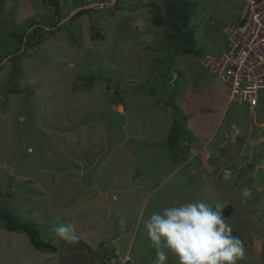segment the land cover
Segmentation results:
<instances>
[{"label":"rangeland","instance_id":"374dc122","mask_svg":"<svg viewBox=\"0 0 264 264\" xmlns=\"http://www.w3.org/2000/svg\"><path fill=\"white\" fill-rule=\"evenodd\" d=\"M60 1L63 17L101 6L50 33L59 23L48 1L0 0V211L56 250L40 253L0 222V264H155L144 221L192 201L222 214L231 206L225 219L244 246L237 264H264V104L225 114L221 83L199 62L220 56L243 0H183L201 55L174 59L163 31L170 0ZM92 23L102 41L91 39ZM172 88L176 110L163 102ZM175 118L182 161L166 145ZM66 222L77 242L54 239ZM166 264L178 261L169 254Z\"/></svg>","mask_w":264,"mask_h":264},{"label":"clouds","instance_id":"9594fccd","mask_svg":"<svg viewBox=\"0 0 264 264\" xmlns=\"http://www.w3.org/2000/svg\"><path fill=\"white\" fill-rule=\"evenodd\" d=\"M224 178H231L228 170L224 171ZM242 196L250 197L251 190L243 188ZM143 226L156 249L155 264H166L169 254L178 264H237L244 256L243 243L232 234L222 209H214L203 201L164 207L153 212ZM51 232L57 242L78 240L72 223H58Z\"/></svg>","mask_w":264,"mask_h":264},{"label":"trees","instance_id":"16d2710c","mask_svg":"<svg viewBox=\"0 0 264 264\" xmlns=\"http://www.w3.org/2000/svg\"><path fill=\"white\" fill-rule=\"evenodd\" d=\"M46 1H48V4L53 7V15L55 16L57 22L59 23L57 26H55V28L53 29L50 28L48 30L50 33L52 32V30L58 29L59 26H61L64 22H67L69 19H74L80 14L90 9V7L88 6L75 8L74 11H72L69 15L63 17V14L61 13L60 0H46ZM177 1L178 0H174V1L170 0V2H168L167 5L163 6L164 7L163 28L166 34V38L170 42L169 49H165V51L167 54L171 55L170 57L173 59L175 57H180V56H195V58H198L201 55V52L196 49L194 32L189 26L190 15L193 11V6L188 1H183V0L182 2H177ZM109 4L111 5L110 1ZM115 4H116V0L114 6ZM91 8L95 9L96 7H91ZM236 22L237 21L235 20L234 24H236ZM32 26L40 27L39 29L42 28L38 24L36 25L34 24ZM97 26L98 25L96 23L94 24L92 23L89 27L90 32L92 33L91 39L95 41L97 40L102 41L103 37L101 35V32L95 31L96 29H98ZM34 32L37 33L36 30H34ZM34 40L35 43L39 42L35 38ZM170 81H172V79ZM176 91H177L176 88H172L167 98L163 100L164 104L167 107H171L174 110H176L174 105V97L176 95ZM159 102L160 101H157V103ZM180 127H182V125H180V122L177 121L175 118L170 128L166 141L168 154L171 156L170 158L173 159V161H176L175 159H177L178 161L179 160L182 161L183 158L186 156L184 153H182V151L180 150L178 151L177 149L179 140L181 138H185V132L180 130L179 129ZM223 209H224L223 215L224 217H227L231 212V206H226ZM0 222L2 223V227L8 232H18L25 234L26 237H28L31 246L36 251L47 254H52L56 251L55 248H53L49 243L39 239V235L41 231L39 228L33 226L32 224L25 223L24 221L20 220L15 215H13L11 212H8L6 210L0 211Z\"/></svg>","mask_w":264,"mask_h":264},{"label":"built area","instance_id":"2783aa9c","mask_svg":"<svg viewBox=\"0 0 264 264\" xmlns=\"http://www.w3.org/2000/svg\"><path fill=\"white\" fill-rule=\"evenodd\" d=\"M248 2L250 6H246L250 8L252 15L248 17L243 27L227 32L228 41L226 42L232 51L217 57V65L222 64V66L215 67L209 73L218 78L223 89L228 93L227 107L233 104L245 105L251 110L259 103L258 94L233 95L230 91L231 89H243L245 85L264 88L262 77L252 70L245 71L238 67L242 63L253 64L255 60H264V8L259 6L255 0H248ZM255 8H258L259 15L254 13ZM212 62L213 60H209L207 63ZM207 63L204 62L205 65ZM228 64L237 68V76L230 71ZM255 66L252 67L255 68Z\"/></svg>","mask_w":264,"mask_h":264},{"label":"bare ground","instance_id":"6f19581e","mask_svg":"<svg viewBox=\"0 0 264 264\" xmlns=\"http://www.w3.org/2000/svg\"><path fill=\"white\" fill-rule=\"evenodd\" d=\"M255 1L258 2L259 6H261L262 8H264V0H255ZM114 3L112 5H114ZM246 5L250 6V3L248 2V0H243L242 8H241V10L239 12L238 18L236 19V21H237L236 24H226L224 26V28L222 30V34H223L222 36H223V39H224V48H223L220 56L222 54L230 53L232 51V48L230 46H228L227 45V42H226V40L228 41L227 32L229 30H231V29H234V28L243 27L245 25V23L247 22L248 17L252 15L250 8L248 6H246ZM89 6L99 8L101 6V4H92V5L90 4ZM102 6L104 7V4H102ZM253 10H254V13L255 14L259 15L258 14L259 13L258 8H255ZM65 20H67V19H65ZM163 20H164V17H163ZM163 31H164V28H163ZM201 57L202 58H201V60L199 62L201 63L202 67L207 72H211L217 66H222V64L217 65L216 58L209 57L208 55H203ZM209 60H213V62L212 63H207ZM204 62H206L207 64L205 65ZM254 65H256L255 68L252 67ZM227 66L229 67L230 71L235 76H237V74H238L237 73V68L234 67L233 65H230V64H228ZM238 67L241 70H245V71L252 70V71H254V73H256L260 77H262V79H263V86H264V60H255V63H253V64L242 63ZM221 88H222V91L224 92L226 98L228 99V93L223 89V85H221ZM263 90H264V88H261V87H254L252 85H245L243 87V89H231L230 91H231V93L233 95H238V94H242V93H251V94H255V95L258 94L260 96L259 97V103L253 108V109H256V108L258 109L259 106L261 105V103H263L262 101L264 100L263 99L264 95L262 94ZM233 105H235V104H233Z\"/></svg>","mask_w":264,"mask_h":264},{"label":"crops","instance_id":"0c3cea01","mask_svg":"<svg viewBox=\"0 0 264 264\" xmlns=\"http://www.w3.org/2000/svg\"><path fill=\"white\" fill-rule=\"evenodd\" d=\"M242 3H243V2H242ZM241 8H242V7H241ZM241 8H240V9H241ZM239 12H240V11H239ZM238 16H239V14H238ZM237 18H238V17H237ZM237 18H236V19H237ZM262 104H264V102L261 103V105H262ZM232 106H235L236 108H240V107H242V105H236V104H235V105H232ZM230 107H231V106H230ZM244 107H246V106H244ZM246 108H247V107H246ZM247 109H248V111H253V109H251V110H250L249 108H247ZM226 111H227V110H226ZM225 113H227V112H225ZM227 114H228V113H227ZM123 141L125 142V138H124ZM126 152H127V151H126ZM252 162H254V161H252ZM176 165H178V164H175V166H176ZM133 184H134V183H133ZM93 187H94V186H93ZM93 187H88V190H94ZM171 188H173V187H169V188L167 189V191H166V195H168L169 198H171V197H173V196L175 195V192L170 191ZM106 192L110 193V192H111V189H108ZM169 192H172V193H169ZM104 193H105V192H103V191H98L95 195L99 196V195H102V194H104ZM112 194H113V193H112ZM97 196H96V197H97ZM94 198H95V197L93 196V199H94ZM111 200H112V198H111ZM116 200H117V199H116ZM112 201H115V200H112ZM143 205H144V206L147 205V202H146V203L142 202L141 204L139 203V207H140V206L142 207ZM160 210H162V209H160ZM126 224H127V222H124V223L121 222V225H122V226H125ZM124 228H125V227H124ZM115 234H116V235H120L119 232H115ZM117 237H119V236H117ZM111 239H112V240L110 241L111 243H113V242H114V243H117V242L113 241V240L115 239L114 237L111 238ZM118 240H120V239H118ZM118 242H119V241H118ZM120 248H122V246H121ZM43 254H47V253H43ZM48 255H50V254H48Z\"/></svg>","mask_w":264,"mask_h":264},{"label":"water","instance_id":"95a60500","mask_svg":"<svg viewBox=\"0 0 264 264\" xmlns=\"http://www.w3.org/2000/svg\"><path fill=\"white\" fill-rule=\"evenodd\" d=\"M114 2H115V0H113V2H112V3H114ZM88 7H90V8H91L92 6H88Z\"/></svg>","mask_w":264,"mask_h":264}]
</instances>
